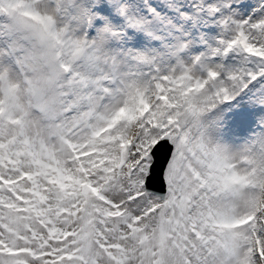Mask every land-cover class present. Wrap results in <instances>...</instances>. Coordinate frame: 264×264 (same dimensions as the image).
Returning <instances> with one entry per match:
<instances>
[{
    "label": "snow or ice",
    "instance_id": "snow-or-ice-1",
    "mask_svg": "<svg viewBox=\"0 0 264 264\" xmlns=\"http://www.w3.org/2000/svg\"><path fill=\"white\" fill-rule=\"evenodd\" d=\"M193 8L0 0V264H264V0Z\"/></svg>",
    "mask_w": 264,
    "mask_h": 264
},
{
    "label": "rangeland",
    "instance_id": "rangeland-1",
    "mask_svg": "<svg viewBox=\"0 0 264 264\" xmlns=\"http://www.w3.org/2000/svg\"><path fill=\"white\" fill-rule=\"evenodd\" d=\"M196 0H179L186 15L178 19L180 30L184 38L189 41L188 55H197L206 52L210 46H215L219 27L211 23H203L193 8ZM215 29V31H211Z\"/></svg>",
    "mask_w": 264,
    "mask_h": 264
}]
</instances>
